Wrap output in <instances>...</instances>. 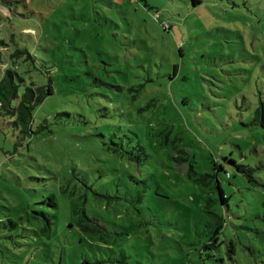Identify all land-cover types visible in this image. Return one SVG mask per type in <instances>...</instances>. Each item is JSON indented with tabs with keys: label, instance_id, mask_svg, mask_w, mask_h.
<instances>
[{
	"label": "rangeland",
	"instance_id": "1",
	"mask_svg": "<svg viewBox=\"0 0 264 264\" xmlns=\"http://www.w3.org/2000/svg\"><path fill=\"white\" fill-rule=\"evenodd\" d=\"M0 50L20 93L53 89L29 136L0 116V264H264V0H0ZM185 155L199 172L233 158L259 181L219 175L229 207L213 203L225 242L212 257L216 193Z\"/></svg>",
	"mask_w": 264,
	"mask_h": 264
},
{
	"label": "trees",
	"instance_id": "2",
	"mask_svg": "<svg viewBox=\"0 0 264 264\" xmlns=\"http://www.w3.org/2000/svg\"><path fill=\"white\" fill-rule=\"evenodd\" d=\"M3 2L7 3V1ZM156 14L158 15L157 18H159V14ZM160 23L163 25V27H168V24L165 21H161ZM15 55L22 61H24L27 67H36L37 58L34 55L30 54L27 49L16 48ZM2 59L3 52L2 50H0V65L2 64ZM0 69H2V73L0 76V116L7 118V122L11 127L16 128L18 133L22 134L23 137H27L32 133L33 110L46 98V96L53 93L52 85L51 83H48L47 85L35 86L33 83H29L28 85L23 86L22 92L20 93L19 86L21 82L24 83V79L13 68H5L0 66ZM252 122L256 123L258 127L264 130V98L260 97L258 105L256 106L254 111ZM112 143H114L116 146H120L121 148H124L125 146L135 147V153L131 150L128 151L129 154L131 153L130 158L136 157L137 159H144L147 156L145 148L143 144L139 142V140L137 141V143L135 141L131 146L129 145V140H125V143L112 140ZM112 150L113 152L118 153L116 149ZM185 156L186 157L182 158V160L187 159L188 161H190L186 169L187 176L197 181L201 185V187L208 189L210 192L216 193L215 198L206 199L205 212L208 215V221L206 222L208 230L206 231V233L208 234V237L207 240L202 243V247L200 248V250L206 251V255L208 257H212L214 252H217V250L221 247V244L225 242L220 239V234L222 233L224 228L225 216L220 213L215 207H213V203L217 201L216 205L221 207L223 211H226L229 207L228 197L230 194L226 193V191L224 190L219 175H223V178L227 180L230 178V176H237L240 174L239 176H242L251 184H259V181L254 176V168L239 163L233 158L224 157L225 161L219 163L213 161L212 171L199 172L195 170V165L193 164L194 161L191 160V157L188 155ZM227 161L234 165V173H230L227 170ZM78 213L79 212L74 209L75 217L82 220L81 216ZM83 217L85 220L90 221V218L86 215V213H83ZM80 226L84 231L95 233L100 239L104 240V234L100 233L101 228L97 224L94 225L92 222V224H80ZM233 252L234 247L232 246V244L230 242L226 243L225 254L231 256ZM101 263L102 260L100 259H96L95 261L84 259L80 264Z\"/></svg>",
	"mask_w": 264,
	"mask_h": 264
},
{
	"label": "built area",
	"instance_id": "3",
	"mask_svg": "<svg viewBox=\"0 0 264 264\" xmlns=\"http://www.w3.org/2000/svg\"><path fill=\"white\" fill-rule=\"evenodd\" d=\"M155 16L157 17L158 15L156 14Z\"/></svg>",
	"mask_w": 264,
	"mask_h": 264
}]
</instances>
